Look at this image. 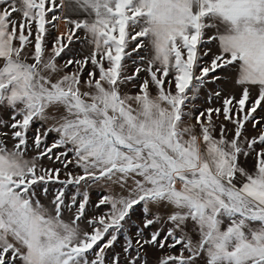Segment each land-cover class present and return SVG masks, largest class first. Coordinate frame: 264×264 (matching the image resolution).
<instances>
[{
	"label": "snow or ice",
	"instance_id": "1",
	"mask_svg": "<svg viewBox=\"0 0 264 264\" xmlns=\"http://www.w3.org/2000/svg\"><path fill=\"white\" fill-rule=\"evenodd\" d=\"M260 112L264 0H0V264H264Z\"/></svg>",
	"mask_w": 264,
	"mask_h": 264
},
{
	"label": "rangeland",
	"instance_id": "2",
	"mask_svg": "<svg viewBox=\"0 0 264 264\" xmlns=\"http://www.w3.org/2000/svg\"><path fill=\"white\" fill-rule=\"evenodd\" d=\"M66 15H72L71 12H67ZM74 18V17H73ZM59 31L63 32L65 31V25L63 23L60 24L59 27ZM58 35V32L55 30H52L49 37H48V41H49V48H51V44H52V40L53 38ZM216 51V48H213V52ZM83 52V48L80 42H74L73 44H71L69 46V49L66 50L65 53L62 54V58L60 59V62L62 63L63 59H68L74 56H78V54ZM84 54H87L86 52H84ZM208 59V58H205ZM222 75H229L228 73H222ZM215 88H221L223 89L224 94H228L230 92H235V94L238 97V91L236 89H234L233 87V83L231 79L222 81V82H217V84L215 85H211L205 89H203L199 95V98L197 100H195L193 103L195 104V110L199 111L202 110L205 107H209L210 105L207 103V96L208 93ZM212 107H219L220 104L219 102H216L214 100L213 104L211 105ZM260 116H264V112H260L259 113ZM5 119H8L7 116L4 117ZM194 122V121H193ZM232 126L229 125V128H231ZM248 128V132L246 133L247 135H256L255 132L252 131V125L248 124L247 125ZM35 129L32 130V132L30 133V135L34 134ZM231 138V137H229ZM51 142V138L49 139V143ZM32 155L31 152L28 153V156L30 157ZM44 167H59V165H53L51 161L47 160L46 158L44 160H42L40 162ZM247 167H251V164L249 163L248 165H246ZM79 171V170H77ZM62 178H64L62 176ZM59 187V185H50L49 189H50V194L52 192V189ZM75 189H73L71 186H69L68 192H67V196H71L74 193ZM107 194V192L102 191L99 188H93L89 190V195H90V207L88 210V216L89 218L96 215H103L105 211H107V207L106 206H102L101 208L97 209L95 208V204L98 202V199L101 195ZM116 194V193H113ZM127 195V193H126ZM42 203L47 204L48 201L47 200H43L42 199ZM70 216L69 213L65 212L64 213V218L68 219ZM143 213L140 209L139 206H137L136 209L133 210L132 214L130 215V218H128L127 223L125 225L126 228V234L128 237H131L133 240H135V231L136 228L143 227ZM155 227H159V225H156ZM150 230H154L153 229H145L144 230V235L147 237L148 233ZM124 243V238L122 237L121 240L114 246V248L112 250H109L108 252V264H110V258L113 255V253H119L121 250V244ZM143 254V253H142ZM179 251L178 248L177 249H171L168 248L167 246L164 249H159L158 247H149L147 254H146V259L148 261V264H158V261L163 258L164 256L167 255H178ZM123 256H121V260L123 261Z\"/></svg>",
	"mask_w": 264,
	"mask_h": 264
},
{
	"label": "crops",
	"instance_id": "3",
	"mask_svg": "<svg viewBox=\"0 0 264 264\" xmlns=\"http://www.w3.org/2000/svg\"><path fill=\"white\" fill-rule=\"evenodd\" d=\"M59 27H60V25H59ZM118 192H119V189L115 188L113 193H118ZM121 194L126 195V193H121Z\"/></svg>",
	"mask_w": 264,
	"mask_h": 264
}]
</instances>
